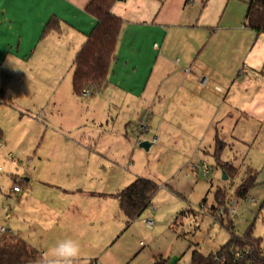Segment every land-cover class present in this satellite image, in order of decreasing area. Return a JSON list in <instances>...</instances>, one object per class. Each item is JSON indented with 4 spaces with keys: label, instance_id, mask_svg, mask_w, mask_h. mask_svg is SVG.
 <instances>
[{
    "label": "crops",
    "instance_id": "0c3cea01",
    "mask_svg": "<svg viewBox=\"0 0 264 264\" xmlns=\"http://www.w3.org/2000/svg\"><path fill=\"white\" fill-rule=\"evenodd\" d=\"M89 1L0 0V76L8 85L17 83V88L29 85L37 88L42 83L41 73L66 72L64 80L55 76L51 82L55 92H59V99L54 96L49 100L54 102L52 113L58 114L60 99L66 96L70 105L83 107L89 120L95 123L99 116L93 105L103 100L97 97L88 101L85 96L75 95L71 84L75 56L97 26L96 20L85 11ZM249 1H116L111 12L123 21V28L108 84L100 93L104 92L102 98L113 110L125 107L128 111L121 132L123 137L115 131L84 135L64 124L48 131L63 137L71 146L78 144L75 140L78 137H85L89 150L100 146L102 151H110L109 147H119L121 139L124 143L129 141L128 126L145 110L151 112L150 124L160 115L158 137H155L158 148L166 151L172 142L179 140L183 152L179 159L186 160L190 153H195V162L191 155L186 168L189 165L191 171H197L196 167L202 164L208 171L205 165L208 157L216 166V143L220 142L219 161L235 166L237 174L242 167L244 177L252 172L254 186L264 183V33L256 35L245 26ZM139 72L142 73L137 79ZM4 101L0 100L2 128L5 127L2 118L10 110L8 104L14 106L10 100ZM166 118L173 121L171 134L162 130ZM3 132L0 236L3 229L23 238L42 256L59 239L71 237L84 242L89 231L104 228V224H109L106 231L111 228L113 219L105 217L120 211L117 199L110 195L121 189L118 177L121 173L115 176L113 172L109 178L105 177L104 154H99L100 159L93 162L95 170L91 173L80 176L82 172L77 168L83 163H79L64 171V174L68 172L65 178L52 165L48 175H44L42 156L38 154L36 159L35 153L23 152L11 143L12 133ZM176 135L179 139L175 140ZM106 136L109 139L105 142ZM249 144L250 148L254 147L253 155L248 161L239 162L236 148ZM175 145L179 147L178 142ZM56 148L48 150L49 160L57 158L51 156ZM26 158L24 164H31L32 171L25 169L17 179L13 173L18 167L15 160L21 165ZM61 160L66 164L64 154ZM86 165L89 169V164ZM182 179L187 186L190 182L195 184L186 173ZM16 185L21 189L18 192L12 190ZM173 258L178 263L179 258Z\"/></svg>",
    "mask_w": 264,
    "mask_h": 264
},
{
    "label": "rangeland",
    "instance_id": "374dc122",
    "mask_svg": "<svg viewBox=\"0 0 264 264\" xmlns=\"http://www.w3.org/2000/svg\"><path fill=\"white\" fill-rule=\"evenodd\" d=\"M65 73L62 71L41 73L42 83L37 84V88L30 85L17 88V83L8 85L6 79L0 76V100H5L4 102L10 100L9 103L14 104L13 106L7 103L10 110H7V116L2 118L5 126L0 127L2 137L4 130L10 131L12 133L11 143L21 148L23 152L35 153L36 159L40 154L43 161L42 167L45 169L43 170L44 175H48V169L52 165L55 172H60L61 178H65L68 172L64 174V171L79 163H83L82 167L77 168L82 172L80 176L86 172L91 173L95 170L93 162L100 159L99 154H104V161L111 162V164L107 162L104 164L105 177L109 178L108 176L113 172L116 176L120 172L121 175L118 176L121 180L120 190L138 177L149 179L158 185L151 205L130 224L127 223L121 211L115 212L114 215L112 213L105 217L114 221L110 224L111 228L108 231L106 230L109 224H104V228L101 226L92 233L89 231L86 236L87 240L84 242L78 240L81 245V255L75 264H153L158 255L170 260L176 256L179 258L178 264H189V256L195 248L204 256L215 249L218 250L230 239V234L224 227L226 221L223 226L214 223L206 212L216 204L218 191H223L225 200L230 203L236 202L235 213L233 217H230L233 235L241 238L245 233L250 232L253 238L261 240V247L264 248V183L251 187L246 197L241 198L236 195V190L245 178V171L243 173L242 167L231 179L224 177L221 170L214 165L213 159L209 157L205 163L208 168L205 176H203L205 167L202 164L196 167L197 171H191L189 165L186 168V162L190 156H194L195 162L196 155L190 153L186 160L178 158L183 153L182 142L176 140L177 137L179 139L178 135L175 136V144L178 142V148L173 142L166 151H162L157 146L155 137H158L156 129L159 128L160 115H158L159 119L152 122L156 125L154 127L149 123L152 118L151 112L143 110L138 113V118H135L127 128L129 141L124 143L121 139L119 147H111V149L109 147L110 151H102L100 146L89 150L86 148L85 137H78L75 139L78 144L71 146L64 141L63 137L48 131L52 128L56 130L54 129L56 125L64 124L76 128L79 133L84 132V135H88V132L109 131L111 134L115 131L120 132L121 138L123 137L121 132L128 118V111L125 107H121L120 111L113 110V107L107 103L108 101L102 98L104 92L92 97L81 95L85 96L84 98L88 101L97 97L103 100L93 105L97 108L99 116L95 123L89 120L83 107L75 108L70 105V100L66 96L60 99L58 114L52 113L54 102L49 100L54 96L59 99V92L57 90L55 92L51 82L55 76L64 80ZM141 73L136 75L137 79L140 78ZM61 87L63 88L64 85ZM32 92L35 93V97L32 96ZM158 100L159 98L155 103H158ZM84 101L86 100L82 102ZM54 117L57 119L55 120ZM251 121V123L254 122ZM140 126L148 127V133L141 131ZM172 129V119L166 118L162 130L169 131L171 134ZM106 139L108 140L109 137L106 136L105 142ZM153 139H156L155 143H152ZM144 141L151 144L148 150L139 147V144ZM189 142L192 143L191 140ZM250 145L236 148L238 151L236 156L241 159L238 160L239 162L244 160L246 162L253 155L255 150L254 147L250 148ZM52 147H57L55 153L51 154V156L57 155L55 160H49V157H46L50 156L48 150ZM191 148L194 151V146ZM95 152H98V155L95 156ZM30 154L26 156L31 157ZM63 154L66 164L60 162ZM27 160V158L22 160L21 165L15 160L18 167L13 170V173L18 176L17 179L21 178L25 169L30 168L29 170L32 171V165L28 163L29 166H27L26 164ZM86 163L89 164V169ZM185 173L195 181L194 185L190 182L191 185L187 186V183L183 181L182 177ZM115 195L116 193H113L110 196L114 199ZM147 221H151L150 227L146 225Z\"/></svg>",
    "mask_w": 264,
    "mask_h": 264
},
{
    "label": "trees",
    "instance_id": "16d2710c",
    "mask_svg": "<svg viewBox=\"0 0 264 264\" xmlns=\"http://www.w3.org/2000/svg\"><path fill=\"white\" fill-rule=\"evenodd\" d=\"M118 0H90L85 7L86 13L97 22V26L87 37L73 62L72 90L81 96L86 92L89 96L100 93L108 84L112 63L116 60V47L123 28V21L112 12V6ZM245 26L254 34L264 33V0H251L247 3L244 15ZM1 94V93H0ZM1 138V130H0ZM221 143H216V166L227 178L237 175V169L229 162L219 161ZM254 174L248 172L239 184L236 195L246 197L248 190L254 186ZM158 190V185L146 178H136L114 196L119 209L127 223L135 220L150 206L151 200ZM229 201L225 200L223 191L216 193V204L206 211L215 223L224 225L230 239L216 252L204 256L197 248L190 254L189 264H264V248L261 240L245 233L241 238L234 236L231 218L226 208ZM223 210V215H218ZM0 236V264H36L42 256L37 249L17 236L7 232ZM153 264H170L169 259L159 257ZM178 264V263H174Z\"/></svg>",
    "mask_w": 264,
    "mask_h": 264
},
{
    "label": "clouds",
    "instance_id": "9594fccd",
    "mask_svg": "<svg viewBox=\"0 0 264 264\" xmlns=\"http://www.w3.org/2000/svg\"><path fill=\"white\" fill-rule=\"evenodd\" d=\"M80 255V242L71 237H64L53 242L36 264H75Z\"/></svg>",
    "mask_w": 264,
    "mask_h": 264
},
{
    "label": "built area",
    "instance_id": "2783aa9c",
    "mask_svg": "<svg viewBox=\"0 0 264 264\" xmlns=\"http://www.w3.org/2000/svg\"><path fill=\"white\" fill-rule=\"evenodd\" d=\"M85 95H87L86 94V92L84 93ZM140 130L141 131H146V127L145 126H140ZM156 141V139H154L153 140V142H155ZM193 170V169H192ZM206 173H207V169H204L203 170V175H206ZM12 190L14 191V192H18L19 190H21L17 185L16 186H14L13 188H12ZM235 205H236V202L235 201H232L231 203L229 202L228 203V206H227V208H226V211H227V214H228V216L229 217H233V215H234V213H235ZM220 212L218 213V215H223V213H224V211L223 210H219ZM148 227H150L152 224H151V221H147V224H146ZM2 233L3 232H6V231H4L3 229H2V231H1Z\"/></svg>",
    "mask_w": 264,
    "mask_h": 264
},
{
    "label": "water",
    "instance_id": "95a60500",
    "mask_svg": "<svg viewBox=\"0 0 264 264\" xmlns=\"http://www.w3.org/2000/svg\"><path fill=\"white\" fill-rule=\"evenodd\" d=\"M139 147L144 148L145 150H148L150 147V143H148L147 141L141 142L139 144ZM170 264H174V258L170 261Z\"/></svg>",
    "mask_w": 264,
    "mask_h": 264
}]
</instances>
